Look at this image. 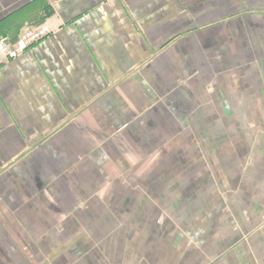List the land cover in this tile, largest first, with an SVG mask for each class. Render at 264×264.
<instances>
[{
	"label": "crops",
	"instance_id": "obj_1",
	"mask_svg": "<svg viewBox=\"0 0 264 264\" xmlns=\"http://www.w3.org/2000/svg\"><path fill=\"white\" fill-rule=\"evenodd\" d=\"M34 23L0 61V264H264V0H0L5 46Z\"/></svg>",
	"mask_w": 264,
	"mask_h": 264
},
{
	"label": "built area",
	"instance_id": "obj_2",
	"mask_svg": "<svg viewBox=\"0 0 264 264\" xmlns=\"http://www.w3.org/2000/svg\"><path fill=\"white\" fill-rule=\"evenodd\" d=\"M50 31L51 29L46 23L25 25L11 46H5L3 44L5 40H0V61H6L22 54L45 38L50 33Z\"/></svg>",
	"mask_w": 264,
	"mask_h": 264
},
{
	"label": "trees",
	"instance_id": "obj_3",
	"mask_svg": "<svg viewBox=\"0 0 264 264\" xmlns=\"http://www.w3.org/2000/svg\"><path fill=\"white\" fill-rule=\"evenodd\" d=\"M50 14V13H49ZM48 15V14H47ZM42 20H43V18H42Z\"/></svg>",
	"mask_w": 264,
	"mask_h": 264
}]
</instances>
